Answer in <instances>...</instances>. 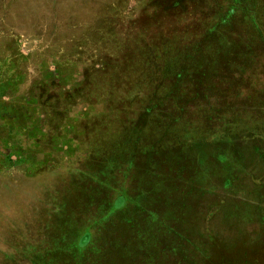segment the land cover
<instances>
[{"label":"rangeland","instance_id":"1","mask_svg":"<svg viewBox=\"0 0 264 264\" xmlns=\"http://www.w3.org/2000/svg\"><path fill=\"white\" fill-rule=\"evenodd\" d=\"M242 3L220 32L239 0H0V264H264V0ZM127 202L135 231L85 250Z\"/></svg>","mask_w":264,"mask_h":264},{"label":"crops","instance_id":"2","mask_svg":"<svg viewBox=\"0 0 264 264\" xmlns=\"http://www.w3.org/2000/svg\"><path fill=\"white\" fill-rule=\"evenodd\" d=\"M128 203V202H127ZM131 203L129 202L128 204L125 205H109V206H102V210L98 211L96 214H98L97 217L95 218H91V222L94 226L95 223V231H92L91 229L87 228V235H88V240L85 242V250L92 244V241L95 238L100 239L101 235H100V230L107 227V226H118V223H121L123 225H125V227L127 228L128 231H135L136 226H137V222L140 218V214L145 213V212H141L138 215H136L135 218L133 219H129L128 221L121 219L120 217L117 216V214L119 212H121L122 210H131ZM117 217L119 219H117ZM90 219V218H89ZM117 221V222H116ZM85 232V231H84ZM114 238H120V237H114ZM126 245H128V247L130 246V241L126 242ZM132 244H135V242H133ZM114 245V244H111Z\"/></svg>","mask_w":264,"mask_h":264},{"label":"trees","instance_id":"3","mask_svg":"<svg viewBox=\"0 0 264 264\" xmlns=\"http://www.w3.org/2000/svg\"><path fill=\"white\" fill-rule=\"evenodd\" d=\"M242 1L243 0H239V2H240L239 5L234 4L233 6H231V9H229V12H228L227 15L223 14V16L220 17V19L216 22V27H215L218 31H220V32L222 31L223 32L222 28H224V27L227 28L228 25H231V23H229V21L231 20L232 16H235V13L237 11H243L244 10V5H243ZM252 7L254 8V5H252ZM255 12H256V10H255ZM246 22H247V24H246ZM246 22L243 21L242 25L245 26V25L249 24L250 26H253L254 28H257V29L259 27V22L256 19H254L252 21L248 20ZM40 260H43V259H40ZM52 262H54L53 264H56L55 262H57V261L55 260V261H52Z\"/></svg>","mask_w":264,"mask_h":264}]
</instances>
